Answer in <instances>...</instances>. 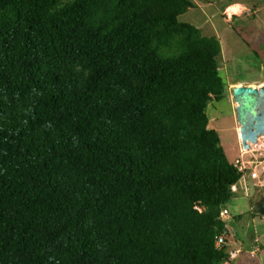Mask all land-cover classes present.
<instances>
[{
  "label": "trees",
  "instance_id": "trees-1",
  "mask_svg": "<svg viewBox=\"0 0 264 264\" xmlns=\"http://www.w3.org/2000/svg\"><path fill=\"white\" fill-rule=\"evenodd\" d=\"M194 6L0 0V264L230 262L243 175L208 114L222 43L180 21Z\"/></svg>",
  "mask_w": 264,
  "mask_h": 264
},
{
  "label": "rangeland",
  "instance_id": "rangeland-1",
  "mask_svg": "<svg viewBox=\"0 0 264 264\" xmlns=\"http://www.w3.org/2000/svg\"><path fill=\"white\" fill-rule=\"evenodd\" d=\"M193 1L195 6L182 15L180 21L195 25L208 36H217L222 43L221 72L228 83V94L227 98L219 102H211L208 114L212 127L220 133L229 159L236 162L244 148L234 88L240 85L264 86V0ZM236 3L237 8H230ZM246 156L249 159L258 156L263 171L264 150L256 146ZM247 184L240 183L237 193L228 204L230 215L227 223L232 241L248 228L252 234L264 230V222L260 219L263 216L255 210L256 202L264 196V172H261L260 179H249ZM253 217L255 221L252 220L248 226L249 219ZM240 248L242 251L235 253L234 260H230L232 264H261L260 254L253 255L249 248ZM229 250L234 252L233 247Z\"/></svg>",
  "mask_w": 264,
  "mask_h": 264
},
{
  "label": "water",
  "instance_id": "water-1",
  "mask_svg": "<svg viewBox=\"0 0 264 264\" xmlns=\"http://www.w3.org/2000/svg\"><path fill=\"white\" fill-rule=\"evenodd\" d=\"M234 99L243 148L252 150L264 139V86L240 85L234 88ZM264 215V196L255 204Z\"/></svg>",
  "mask_w": 264,
  "mask_h": 264
},
{
  "label": "built area",
  "instance_id": "built-area-1",
  "mask_svg": "<svg viewBox=\"0 0 264 264\" xmlns=\"http://www.w3.org/2000/svg\"><path fill=\"white\" fill-rule=\"evenodd\" d=\"M258 147H259V150H264V144ZM249 152H251V150L242 149V156L236 162H234L235 166L239 169V171L243 175L241 182H245L246 184L249 181V179H252V180L260 179L261 172H264V167L262 169L263 171H261L260 169L262 161L259 159L258 156L255 157L256 159H249L246 156L249 154ZM238 189H239V184H235L232 186V191L234 193H237ZM229 215H230V210L228 209V206H227L222 210L221 217L222 219L227 221ZM227 227H228V223H227ZM229 234H230V230L228 229L227 232H225L218 238L217 245L221 246L224 244H228ZM241 251H242L241 249H237L236 251L231 253V258L234 256L235 253H240Z\"/></svg>",
  "mask_w": 264,
  "mask_h": 264
},
{
  "label": "crops",
  "instance_id": "crops-1",
  "mask_svg": "<svg viewBox=\"0 0 264 264\" xmlns=\"http://www.w3.org/2000/svg\"><path fill=\"white\" fill-rule=\"evenodd\" d=\"M238 3L233 4L232 9L237 8ZM261 215V214H260ZM260 219L264 222V215H262ZM255 221V217L249 219L248 226H250L251 221ZM264 230L263 231H255V233H251L249 228L247 230L241 231L240 235H236L235 239L232 241L230 237L229 240V248L233 247L234 251L237 249H241L242 247L249 248L253 255L260 254L261 255V264H264ZM242 250V249H241ZM233 253V252H230ZM231 260L233 261L234 258L232 257ZM228 262V264H232ZM227 264V263H226Z\"/></svg>",
  "mask_w": 264,
  "mask_h": 264
}]
</instances>
